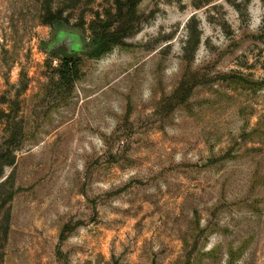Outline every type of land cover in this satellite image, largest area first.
<instances>
[{
  "label": "rangeland",
  "instance_id": "374dc122",
  "mask_svg": "<svg viewBox=\"0 0 264 264\" xmlns=\"http://www.w3.org/2000/svg\"><path fill=\"white\" fill-rule=\"evenodd\" d=\"M0 264H264V0H0Z\"/></svg>",
  "mask_w": 264,
  "mask_h": 264
},
{
  "label": "trees",
  "instance_id": "16d2710c",
  "mask_svg": "<svg viewBox=\"0 0 264 264\" xmlns=\"http://www.w3.org/2000/svg\"><path fill=\"white\" fill-rule=\"evenodd\" d=\"M116 32L107 31L103 48L108 49L111 45L117 43V37H114ZM55 75L62 87L71 89L75 80L80 77V70L78 68L77 59L71 57L62 59L58 67H56Z\"/></svg>",
  "mask_w": 264,
  "mask_h": 264
}]
</instances>
